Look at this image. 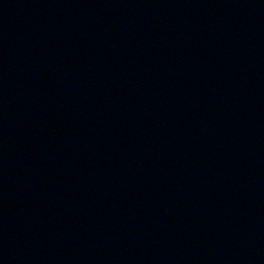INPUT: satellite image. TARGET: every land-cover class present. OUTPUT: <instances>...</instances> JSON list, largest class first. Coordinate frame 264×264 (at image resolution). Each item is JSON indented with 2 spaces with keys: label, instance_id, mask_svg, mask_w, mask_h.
<instances>
[{
  "label": "water",
  "instance_id": "water-1",
  "mask_svg": "<svg viewBox=\"0 0 264 264\" xmlns=\"http://www.w3.org/2000/svg\"><path fill=\"white\" fill-rule=\"evenodd\" d=\"M0 264H264L162 0H0Z\"/></svg>",
  "mask_w": 264,
  "mask_h": 264
}]
</instances>
